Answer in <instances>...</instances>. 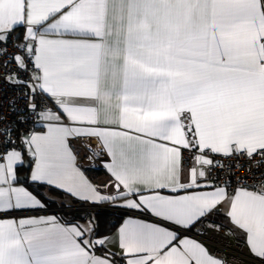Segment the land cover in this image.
<instances>
[{
  "label": "snow or ice",
  "instance_id": "6c2138e0",
  "mask_svg": "<svg viewBox=\"0 0 264 264\" xmlns=\"http://www.w3.org/2000/svg\"><path fill=\"white\" fill-rule=\"evenodd\" d=\"M0 264H264V0H0Z\"/></svg>",
  "mask_w": 264,
  "mask_h": 264
},
{
  "label": "crops",
  "instance_id": "0c3cea01",
  "mask_svg": "<svg viewBox=\"0 0 264 264\" xmlns=\"http://www.w3.org/2000/svg\"><path fill=\"white\" fill-rule=\"evenodd\" d=\"M95 164H96V166L94 165V167H92V164L89 161H87V160L81 161L82 168L85 171L87 178L94 184H103L107 181L108 176H107L105 170L103 169V167L99 164V162H95ZM89 170L93 171L94 173L89 174V172H88ZM99 170L102 171L100 174H99ZM95 171L98 172V174H95L96 173ZM23 175H27V173L21 172V176H23ZM49 199L54 200V201H58V203L63 202L64 207H68L70 205L71 206L74 205L75 207H77L75 204H72L73 200L69 196H67L66 194L63 198L62 197L60 198L57 196L54 197V195L49 193ZM57 209H61V208H57ZM48 210H49V208H48ZM61 213H65V212L59 211V213L48 212V213H41V214L42 215L43 214H49V215L55 214V215L59 216L58 214H61Z\"/></svg>",
  "mask_w": 264,
  "mask_h": 264
},
{
  "label": "trees",
  "instance_id": "16d2710c",
  "mask_svg": "<svg viewBox=\"0 0 264 264\" xmlns=\"http://www.w3.org/2000/svg\"><path fill=\"white\" fill-rule=\"evenodd\" d=\"M88 172H89V174L94 173L93 171H90V170ZM101 172L102 171L99 170V174ZM95 174H98V172H96ZM42 191L50 193V194L54 195V197L57 196V197H60V198L62 197L63 198L65 196V194H63L62 192H59V191H57L55 189H51V190L43 189ZM51 201L52 202L49 204V209L65 208L63 202L62 203H58V201H54V200H51ZM72 204H75L74 201H73ZM76 206H78V205H76ZM58 215L59 216H64L65 218H69V219L71 218L69 213H61V214H58ZM100 223H101L102 227L104 228V230H108L111 227V225H113V224H117V226H118L117 218L114 215H111L110 213L103 212V211H100Z\"/></svg>",
  "mask_w": 264,
  "mask_h": 264
},
{
  "label": "bare ground",
  "instance_id": "6f19581e",
  "mask_svg": "<svg viewBox=\"0 0 264 264\" xmlns=\"http://www.w3.org/2000/svg\"><path fill=\"white\" fill-rule=\"evenodd\" d=\"M74 207H75V206H74ZM67 208H68V207L61 208V209H49V210L47 211V213L50 212V211H52V210H58V211H62V212L68 213L67 211H65V209H67ZM54 213H59V212H54Z\"/></svg>",
  "mask_w": 264,
  "mask_h": 264
},
{
  "label": "built area",
  "instance_id": "2783aa9c",
  "mask_svg": "<svg viewBox=\"0 0 264 264\" xmlns=\"http://www.w3.org/2000/svg\"><path fill=\"white\" fill-rule=\"evenodd\" d=\"M91 164H92V167H94V165L96 166V164H93V163H91ZM65 211H67V209H65ZM50 212H59V211L58 210H52Z\"/></svg>",
  "mask_w": 264,
  "mask_h": 264
},
{
  "label": "water",
  "instance_id": "95a60500",
  "mask_svg": "<svg viewBox=\"0 0 264 264\" xmlns=\"http://www.w3.org/2000/svg\"><path fill=\"white\" fill-rule=\"evenodd\" d=\"M24 176H26V175H23L22 177H24Z\"/></svg>",
  "mask_w": 264,
  "mask_h": 264
},
{
  "label": "rangeland",
  "instance_id": "374dc122",
  "mask_svg": "<svg viewBox=\"0 0 264 264\" xmlns=\"http://www.w3.org/2000/svg\"><path fill=\"white\" fill-rule=\"evenodd\" d=\"M103 212H106V211H103ZM108 213V212H107Z\"/></svg>",
  "mask_w": 264,
  "mask_h": 264
}]
</instances>
